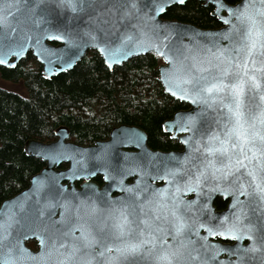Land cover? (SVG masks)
I'll use <instances>...</instances> for the list:
<instances>
[{
    "label": "water",
    "instance_id": "1",
    "mask_svg": "<svg viewBox=\"0 0 264 264\" xmlns=\"http://www.w3.org/2000/svg\"><path fill=\"white\" fill-rule=\"evenodd\" d=\"M188 1L192 0H184L183 3L171 0L165 10L159 12L146 6L150 5V0H135L137 8L131 7L133 0H73L77 11L61 6L60 0H0V11L7 9L10 12L7 22L0 24V60L3 61L0 67L14 69L31 53L41 64L43 77L51 79L74 69L90 51H96L110 71L134 57L153 53L162 59L158 80L164 92L189 106L163 123V131L182 145L180 150H154L148 145L145 130L126 124L114 127L109 139L97 140L91 145L71 141L70 131L65 126L56 130V140L52 142L28 140L25 153L46 165L32 176L29 187L0 205V223L5 225L4 229H0V264H86L89 259L92 264H106L109 256L116 255V247L138 238L137 225L145 227L141 221L148 220L153 225V231L156 226L171 230L170 224L164 222V216L171 207L175 184L184 188L189 177L199 170L202 159L199 152H191L185 141L192 138V146L195 147L194 141L200 138L202 131H219L220 125L216 122L227 119L223 115L226 109H221L217 103L214 110L204 104L193 103L192 99L182 100L179 95H173L172 92L177 89L169 91L163 78V73L172 68V63L165 55L157 54L154 47L136 48L134 42L136 39L153 41L173 60L188 56L186 63L190 64L193 56L207 60L208 49L215 52L217 48H229L239 43L240 34L235 31L229 39L219 35L228 33L232 24L241 32L244 28L229 11L241 5V0L236 4H229L225 0H194L204 7L213 8L211 14L221 24L218 28L204 29L192 23L163 18L169 8ZM253 3L260 7L259 0H253ZM8 5L12 6L8 8ZM148 16L153 19H147ZM224 20L230 23L226 24ZM141 32L146 35L142 37ZM126 36H132L133 40L126 41ZM122 41L128 45L126 55L114 51L121 47ZM243 99V110L250 118L258 111L256 105L260 103L259 97L254 92H248ZM188 116L196 119L195 127L187 124L188 130H182L178 121L183 122L181 117L187 120ZM185 157L189 158L187 162ZM167 169L181 171L173 180L171 176H165ZM206 175L207 179H202L200 185L203 192H209L217 183L223 189L233 179L229 177L227 181H217L210 172ZM99 176L104 182L102 186L94 180ZM160 192L165 195L161 196ZM210 195L209 200L203 196L198 198L196 191H181L179 194L185 201H195L194 207L207 203L216 216L235 211L234 208L230 209L233 203L230 194L215 192ZM218 198L228 201L222 211H217L214 205ZM240 199L244 200L245 197L241 196ZM82 201L86 203L82 204ZM93 202L96 206L94 212L91 208ZM112 209H122L134 221L132 233L116 237L110 228L113 221L105 219ZM113 215L118 216L119 212H113ZM155 215L161 219L155 220ZM186 215L190 216L191 213ZM259 217V212L250 216L255 229L251 233L254 239L248 236L239 240L212 237L203 229L199 230L198 235L186 231L184 237H177L176 240L163 232L155 234L159 239L167 240L164 247H178L185 238L195 242L188 249L191 256L185 251L181 264H203L211 255V250L206 251L201 247L204 241L200 237H207L208 243L222 248H235L238 245L244 249L255 242L260 251L247 253L245 264H264V245L260 241L264 220ZM168 219L171 220L170 215ZM82 229L96 235L105 247L110 246L113 251L102 257L98 255L103 251L99 244L84 248ZM145 231L148 229L145 228ZM31 241L37 243V249L28 246ZM160 246L158 243L157 247ZM76 248L80 250L69 259ZM230 260L236 262L237 255L229 256L224 251L210 264H228ZM138 264L153 262L145 258L139 260Z\"/></svg>",
    "mask_w": 264,
    "mask_h": 264
},
{
    "label": "snow or ice",
    "instance_id": "2",
    "mask_svg": "<svg viewBox=\"0 0 264 264\" xmlns=\"http://www.w3.org/2000/svg\"><path fill=\"white\" fill-rule=\"evenodd\" d=\"M170 2L171 0H150V5L146 6H150L154 11L163 12ZM179 2L183 3L184 0ZM259 2L260 7H256L253 0H241V5L229 9L230 14L244 26L243 31L241 32L235 24H232L228 33L219 35L229 39L231 33L235 31L240 34L239 43H234L229 48H217L215 52L208 49L207 60H199L195 56L191 57L190 64L186 63L189 60L188 56L173 60L153 41L135 40L136 48L154 47L157 54L165 55L172 63V68L163 73V78L169 91L177 89L172 92L173 95H179L182 100L192 99L193 103H201L214 110L218 103L221 109H226L223 115L227 119L217 120L216 123L220 125L219 131H202L200 138L194 141L195 147L192 146V138L185 141L189 144L191 152H199L202 159L199 161V170L194 176L189 177V182L184 188H181L178 183L175 184V190L171 195V207L164 216V222L170 224L171 230L156 226L153 231V225L148 220L141 221L145 227L137 225L138 238L131 242H123L122 246L116 247V255L109 256L106 264H121V262L122 264H138L139 260L145 258H150L153 264H181L185 251L191 256L188 249L195 243L194 241L185 238L180 241L178 247L173 248L170 245L164 247L168 243L167 240L159 239L155 233L163 232L176 240L177 237H184L186 231L198 235L199 230L203 229L208 236L212 237L239 240L248 236L249 239H254L251 233L255 229L250 216L259 212V219L264 220V0ZM60 5L77 11V5L73 0H60ZM11 6L8 5V8ZM131 7L137 8L135 0ZM220 7L223 8L224 5L221 4ZM8 14L10 12L7 9L0 11V24L7 22ZM147 19L152 20L153 17L148 16ZM224 23L228 24L230 21L224 20ZM145 35L141 32L142 37ZM61 38L57 37V39ZM125 40L132 41L133 37L126 36ZM127 49L128 45L122 41L121 47L114 51L126 55ZM0 63L3 61L0 60ZM248 92H254L260 101L256 105L258 111L250 118L246 117L243 110V98ZM181 121L183 122L178 121V126L182 130H188L187 124L193 127L196 124V119L192 116H188L187 120L181 117ZM188 159L185 157V162ZM178 171L181 169H167L165 176H171L175 180ZM209 172L217 181H227L229 177L233 179L223 189L217 183L209 189V192H203L200 185L202 179H207L206 174ZM181 191H196L198 198L203 196L209 200L210 193H228L233 198L230 209L234 208L235 211L230 210L223 216L213 215L207 203L194 207L195 201H185L180 198ZM160 195L163 196L165 193L160 192ZM241 196L245 199L241 200ZM91 208L93 212L96 210L95 202ZM141 210L143 211V208ZM113 212H119V215H113ZM187 213L191 215H186ZM153 218L161 219L159 215ZM105 219L113 221L110 228L117 238L133 231L134 221L130 220L122 209H112ZM10 226L9 224L8 227ZM4 228L5 225L0 223V229ZM145 228L148 229L147 232ZM260 231V241L264 245V224H261ZM82 232L84 248H93L99 244L103 251H100L98 255L102 257L105 253L113 251L112 247H105L96 235L84 232L83 229ZM200 239L204 241L201 247L206 251L211 250V255L203 261V264L215 261L219 253L224 251L228 252L229 256L237 255V261L230 260L228 264H245L244 258L247 253L260 251L255 242L244 249L238 245L235 248H222L208 243L207 237H200ZM158 243L161 245L159 248ZM79 250L76 248L69 259ZM192 258L195 259V257ZM252 258L249 257V259ZM86 264H92V260L89 259Z\"/></svg>",
    "mask_w": 264,
    "mask_h": 264
},
{
    "label": "trees",
    "instance_id": "3",
    "mask_svg": "<svg viewBox=\"0 0 264 264\" xmlns=\"http://www.w3.org/2000/svg\"><path fill=\"white\" fill-rule=\"evenodd\" d=\"M225 1L236 4L240 0ZM212 11L192 0L172 6L163 18L218 28L221 24ZM161 63V58L150 53L110 71L101 56L90 51L74 69L51 79L43 77L42 66L32 54L14 69L0 67L2 79L22 83L29 94L26 98L0 87V205L29 187L32 176L46 165L25 153L26 142H52L61 126L80 145L107 140L114 127L126 124L145 130L154 150L182 149L179 141L163 131V123L189 106L164 92L158 80ZM95 180L102 182L101 177ZM226 204L219 199L215 206L223 209ZM28 246L37 248L34 241Z\"/></svg>",
    "mask_w": 264,
    "mask_h": 264
},
{
    "label": "rangeland",
    "instance_id": "4",
    "mask_svg": "<svg viewBox=\"0 0 264 264\" xmlns=\"http://www.w3.org/2000/svg\"><path fill=\"white\" fill-rule=\"evenodd\" d=\"M0 87L15 91L19 94H21L23 97H29L28 91L26 90V87L22 83L13 84L8 81H5L0 77Z\"/></svg>",
    "mask_w": 264,
    "mask_h": 264
},
{
    "label": "flooded vegetation",
    "instance_id": "5",
    "mask_svg": "<svg viewBox=\"0 0 264 264\" xmlns=\"http://www.w3.org/2000/svg\"><path fill=\"white\" fill-rule=\"evenodd\" d=\"M30 54H31V53H30ZM179 150H180V149H179ZM99 177H101V176H99ZM97 178H98V177H97ZM94 180H95V179H94ZM101 180H102L101 183H98L96 180H95V181H96L100 186H102V185L104 184L102 177H101ZM219 199H222V198H218V199L215 201V203H216ZM222 201H223V202H227V204H228V201L223 200V199H222ZM215 203H214V205H215ZM227 204H226L225 208L227 207ZM215 208H216V206H215ZM225 208H223V209H217V208H216V210H217V211H222V210H224ZM36 244H37V243H36ZM37 248H38V246H37ZM37 248H36V249H37Z\"/></svg>",
    "mask_w": 264,
    "mask_h": 264
}]
</instances>
